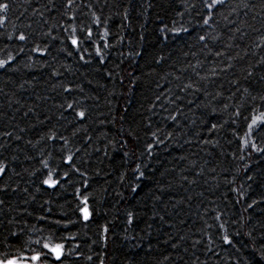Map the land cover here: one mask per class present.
<instances>
[{
  "label": "trees",
  "instance_id": "16d2710c",
  "mask_svg": "<svg viewBox=\"0 0 264 264\" xmlns=\"http://www.w3.org/2000/svg\"><path fill=\"white\" fill-rule=\"evenodd\" d=\"M5 4L0 264H264V0Z\"/></svg>",
  "mask_w": 264,
  "mask_h": 264
},
{
  "label": "snow or ice",
  "instance_id": "6c2138e0",
  "mask_svg": "<svg viewBox=\"0 0 264 264\" xmlns=\"http://www.w3.org/2000/svg\"><path fill=\"white\" fill-rule=\"evenodd\" d=\"M223 2H224V0H213V4H216V3H223ZM210 6H211V5H210ZM6 9H7V5L5 4V5H3L2 7H0V12L5 11ZM20 39L23 40V39H24V36L21 35V36H20ZM72 43H73V44H76L77 41H76L75 39H73ZM80 115L83 116V113H80ZM45 183H50V181H45ZM83 211H84V213H85V219H87V218H88L87 208H85ZM53 251L56 252L57 259H59V258H60V250H59V248H57V249H53Z\"/></svg>",
  "mask_w": 264,
  "mask_h": 264
},
{
  "label": "rangeland",
  "instance_id": "374dc122",
  "mask_svg": "<svg viewBox=\"0 0 264 264\" xmlns=\"http://www.w3.org/2000/svg\"><path fill=\"white\" fill-rule=\"evenodd\" d=\"M204 1V3H205V5H206V8H207V10H208V12H211L212 10H213V8L215 7V5L217 4H213V0H203ZM211 5V6H210ZM208 20H209V17H208ZM52 183L50 182V185H51ZM57 248H59V250H60V247H54L53 249H57ZM52 249V250H53ZM55 254H56V252H54ZM34 260H35V258H34ZM17 262H15V261H12V262H9V263H5V264H16ZM18 264V263H17Z\"/></svg>",
  "mask_w": 264,
  "mask_h": 264
}]
</instances>
